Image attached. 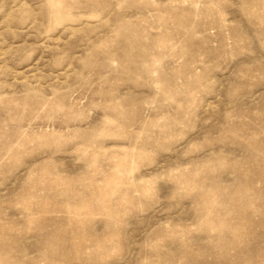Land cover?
I'll list each match as a JSON object with an SVG mask.
<instances>
[{
    "label": "rangeland",
    "instance_id": "1",
    "mask_svg": "<svg viewBox=\"0 0 264 264\" xmlns=\"http://www.w3.org/2000/svg\"><path fill=\"white\" fill-rule=\"evenodd\" d=\"M0 264H264V0H0Z\"/></svg>",
    "mask_w": 264,
    "mask_h": 264
}]
</instances>
